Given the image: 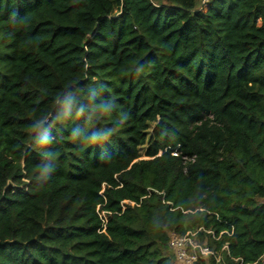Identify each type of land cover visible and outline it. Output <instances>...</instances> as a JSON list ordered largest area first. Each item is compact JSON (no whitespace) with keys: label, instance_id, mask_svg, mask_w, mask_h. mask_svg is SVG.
<instances>
[{"label":"trees","instance_id":"obj_1","mask_svg":"<svg viewBox=\"0 0 264 264\" xmlns=\"http://www.w3.org/2000/svg\"><path fill=\"white\" fill-rule=\"evenodd\" d=\"M187 232L264 252V0H0V264H172Z\"/></svg>","mask_w":264,"mask_h":264},{"label":"built area","instance_id":"obj_2","mask_svg":"<svg viewBox=\"0 0 264 264\" xmlns=\"http://www.w3.org/2000/svg\"><path fill=\"white\" fill-rule=\"evenodd\" d=\"M176 156V154H173ZM126 205L134 206L135 204L129 201H122L121 208L125 209ZM103 222V230H105L106 217L103 212L98 213ZM225 233V232H224ZM223 234V233H221ZM195 232H187L183 236L171 233L168 240V247L173 253L174 260L178 264H196L198 260L207 259L211 257L214 260V264H227L223 260V256L229 257L227 245H223L218 251L208 247L205 244H199L195 240ZM231 258V257H230ZM235 264H264V252L253 263H244L240 259L231 258Z\"/></svg>","mask_w":264,"mask_h":264},{"label":"rangeland","instance_id":"obj_3","mask_svg":"<svg viewBox=\"0 0 264 264\" xmlns=\"http://www.w3.org/2000/svg\"><path fill=\"white\" fill-rule=\"evenodd\" d=\"M143 159H145V158H143ZM170 262H171L172 264H178L173 258L170 259Z\"/></svg>","mask_w":264,"mask_h":264}]
</instances>
